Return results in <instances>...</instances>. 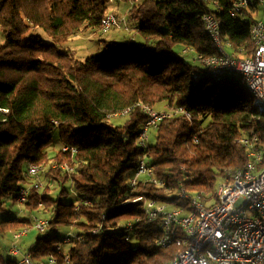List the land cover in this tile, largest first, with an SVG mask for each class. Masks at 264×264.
<instances>
[{"label":"trees","instance_id":"16d2710c","mask_svg":"<svg viewBox=\"0 0 264 264\" xmlns=\"http://www.w3.org/2000/svg\"><path fill=\"white\" fill-rule=\"evenodd\" d=\"M112 1L117 0H0V213L8 196L17 200L41 175L57 182L55 197L43 181L25 203L31 213L52 209L46 231L25 244L36 258L56 254L57 264L64 262L56 251L60 227L76 226L84 240L67 250L71 264H166L180 247L158 245L161 230H135L127 239V221L150 223L138 197L180 205L175 193L183 186L207 200L230 169L248 161L241 137L253 132L264 143V113L254 109L244 80L204 76L195 82L192 73L203 68L182 53H217L203 21L212 13L235 53L251 55L250 12L248 21L233 17L235 0H140L128 15L140 40L136 34L125 41L105 39L110 52L81 59L65 45L86 28L102 29ZM35 28L51 41L30 34ZM138 102L158 109L183 105L193 119H163L144 148L140 133L147 116ZM115 117L125 118L115 123ZM64 145L77 151H63ZM144 153L163 185L131 186ZM33 163L42 166L37 176L28 170ZM28 223V217L0 221L13 229ZM18 259L0 253V264H19Z\"/></svg>","mask_w":264,"mask_h":264},{"label":"built area","instance_id":"2783aa9c","mask_svg":"<svg viewBox=\"0 0 264 264\" xmlns=\"http://www.w3.org/2000/svg\"><path fill=\"white\" fill-rule=\"evenodd\" d=\"M140 0H131L133 7ZM264 0H235L230 10L233 17H241L248 21V12L253 14L257 6ZM205 29L217 45V53L205 55L195 53L192 58L187 55L192 50L185 48L184 57L197 60L203 69L194 71L192 77L198 82L208 76L216 79L234 77L243 79L249 94L253 99V107L257 112L264 113V18L255 17L251 23V35L255 43L251 55L238 56L230 39L221 33V21L212 13L203 16ZM112 28H133L129 24L128 15H118L108 11L102 19V30L107 32ZM147 119L140 133V142L148 148L151 131L165 118L182 115L193 119V113L183 105H173L158 109L150 104L138 102ZM132 107L121 111L128 113ZM57 122V121H56ZM58 123V122H57ZM196 142L198 137L194 138ZM241 142L248 149V161L244 166L232 168L229 174L221 180L215 192L204 200L201 194H192L181 186L180 193L185 202L180 205H171L168 201L140 196L146 224L142 218L129 220L125 223V230L130 233L150 229H159L163 232L158 239L161 247L179 246L180 250L166 264H264V143L250 133V136L241 137ZM63 151L77 148L64 145ZM61 167L70 171L72 167L61 164ZM29 173L33 176L40 174L42 166L30 164ZM34 180V179H33ZM130 184L136 187L141 181H154L163 185L164 181L157 178L154 167L151 165L147 153L140 156L137 168L129 178ZM43 181L35 179L29 186L21 189L17 201L25 205L28 201L31 188L43 187ZM127 199L125 201L128 202ZM50 221L47 217L31 214L30 223L13 229L14 243L10 254L19 258V264H57L58 256L49 254L46 258H36L32 248L22 250L16 241L33 230L46 231ZM74 228L67 230L56 251L64 257L63 264H71V255L65 250L68 242H80L84 235L74 232ZM98 228L94 230L97 232ZM38 246L33 247L36 249Z\"/></svg>","mask_w":264,"mask_h":264},{"label":"rangeland","instance_id":"374dc122","mask_svg":"<svg viewBox=\"0 0 264 264\" xmlns=\"http://www.w3.org/2000/svg\"><path fill=\"white\" fill-rule=\"evenodd\" d=\"M130 2L125 3L123 1H112L108 4V10L113 11L115 14L118 15H129L130 11ZM254 17L258 18H264V6L262 4L258 5L256 10L252 14ZM133 25H131L132 27ZM133 28V27H132ZM119 29V30H116ZM126 34L130 37H136L140 40L139 35L136 33V31H133L132 29L127 30L125 28H112L109 31L105 32L102 29L99 30H94L91 28H86L82 33L75 38H73L70 42H68L65 47L66 48H72L76 50L77 56H79L81 59L85 60L88 56L92 54H101V53H107L111 51L110 47H106V44L104 43V40L107 39L109 40L112 38V34L114 32ZM30 34L35 35L38 38H42L45 42H50L51 38L48 37L44 30L42 28H35L33 29ZM119 40H122L120 34L117 35ZM248 94V91H246ZM123 118L125 117H115V119H112L113 122L115 123H122ZM154 132V129L152 130ZM54 138L57 137V133L54 134ZM155 134L153 133L151 135V141H154ZM57 145V144H56ZM40 180L44 181L45 185H47L48 189V194L52 195L55 197L57 193L60 190L59 185L57 182H49L46 181L44 175H41ZM221 180H219L218 183H220ZM177 196H179V202L184 203L185 198L181 195L180 191H177L175 193ZM74 196V194H73ZM173 205V204H171ZM4 210L0 213V221L5 219V218H12V217H20V218H30L31 217V212L26 209V206L23 205L22 203L18 202L17 200H14L12 196H8L5 199L4 202ZM52 209H41L36 212L37 215L42 216V217H49V214L51 213ZM18 228V227H17ZM13 228H8L7 225L0 224V253L4 257H10L12 256L10 253H8L7 249L8 246H11L14 243V233H13ZM74 232H77L79 229L77 226L74 227ZM40 231L38 230H33L29 234L25 235L23 238H21L17 242V245L22 249L26 250L28 246H26L25 242H28L31 238L36 240V237L39 235ZM60 233L61 235H65L67 233V229L60 227ZM72 245H74V242H68L67 244L64 245L65 250H68ZM29 248V247H28ZM14 257V256H12Z\"/></svg>","mask_w":264,"mask_h":264},{"label":"crops","instance_id":"0c3cea01","mask_svg":"<svg viewBox=\"0 0 264 264\" xmlns=\"http://www.w3.org/2000/svg\"><path fill=\"white\" fill-rule=\"evenodd\" d=\"M82 33V32H81ZM80 33V34H81ZM80 34H78V35H80ZM120 34V36H121V38H123L122 40H128V39H130V38H132V37H130V38H128L129 36L128 35H126V34H122V33H118V31L117 32H114L113 34H112V37H114V38H118V36L117 35H119ZM77 35V36H78ZM75 49V48H74ZM30 240H32V238L30 239ZM29 240V241H30ZM12 246V245H11ZM11 246H8V248H6L7 249V251H8V253H10V248H11Z\"/></svg>","mask_w":264,"mask_h":264}]
</instances>
